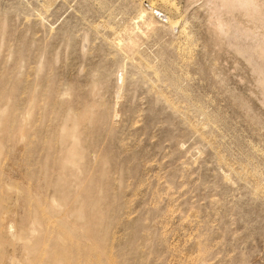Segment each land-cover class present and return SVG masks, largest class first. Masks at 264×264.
Segmentation results:
<instances>
[{
	"label": "rangeland",
	"instance_id": "obj_1",
	"mask_svg": "<svg viewBox=\"0 0 264 264\" xmlns=\"http://www.w3.org/2000/svg\"><path fill=\"white\" fill-rule=\"evenodd\" d=\"M252 1L0 0V264H264Z\"/></svg>",
	"mask_w": 264,
	"mask_h": 264
},
{
	"label": "bare ground",
	"instance_id": "obj_2",
	"mask_svg": "<svg viewBox=\"0 0 264 264\" xmlns=\"http://www.w3.org/2000/svg\"><path fill=\"white\" fill-rule=\"evenodd\" d=\"M222 4L224 8H228V9L236 8V9H240L246 12H249V11L251 12V10H254L252 0H222ZM149 11L152 13V15L153 14L156 15V13L159 14L158 18L160 19V22L165 23V24L169 23L168 18L160 14V12L156 10L154 7L149 6ZM262 52L264 53V50Z\"/></svg>",
	"mask_w": 264,
	"mask_h": 264
},
{
	"label": "water",
	"instance_id": "obj_3",
	"mask_svg": "<svg viewBox=\"0 0 264 264\" xmlns=\"http://www.w3.org/2000/svg\"><path fill=\"white\" fill-rule=\"evenodd\" d=\"M156 15H157V17L159 16V14H157V13H156Z\"/></svg>",
	"mask_w": 264,
	"mask_h": 264
}]
</instances>
